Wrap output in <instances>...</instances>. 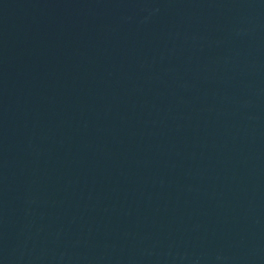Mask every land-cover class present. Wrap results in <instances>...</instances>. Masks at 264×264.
Instances as JSON below:
<instances>
[{"label": "water", "instance_id": "95a60500", "mask_svg": "<svg viewBox=\"0 0 264 264\" xmlns=\"http://www.w3.org/2000/svg\"><path fill=\"white\" fill-rule=\"evenodd\" d=\"M0 264H264V0H0Z\"/></svg>", "mask_w": 264, "mask_h": 264}]
</instances>
